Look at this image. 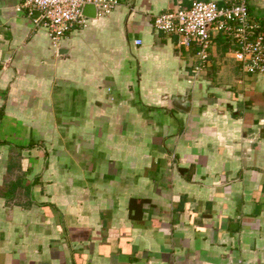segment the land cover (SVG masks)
Wrapping results in <instances>:
<instances>
[{"label": "crops", "instance_id": "obj_1", "mask_svg": "<svg viewBox=\"0 0 264 264\" xmlns=\"http://www.w3.org/2000/svg\"><path fill=\"white\" fill-rule=\"evenodd\" d=\"M118 1L55 51L0 0V264H264V74L214 33L191 77L153 19L193 0Z\"/></svg>", "mask_w": 264, "mask_h": 264}, {"label": "built area", "instance_id": "obj_2", "mask_svg": "<svg viewBox=\"0 0 264 264\" xmlns=\"http://www.w3.org/2000/svg\"><path fill=\"white\" fill-rule=\"evenodd\" d=\"M251 0H193L189 7H174L154 16L157 31L177 36V45L195 49L196 60L191 77L208 60L214 33L226 35L236 45L241 66L247 73L264 74V32L248 10ZM29 13L39 11L51 46L57 50L60 40L74 26H84L88 16L85 5H93L95 17L109 14L118 0H23ZM140 41L136 40L138 44ZM192 79V78H191ZM190 81V80H189Z\"/></svg>", "mask_w": 264, "mask_h": 264}, {"label": "water", "instance_id": "obj_3", "mask_svg": "<svg viewBox=\"0 0 264 264\" xmlns=\"http://www.w3.org/2000/svg\"><path fill=\"white\" fill-rule=\"evenodd\" d=\"M84 13L88 16V17H94L95 16V8L93 5H85L84 6ZM39 15V11L34 10L32 13V17L37 18Z\"/></svg>", "mask_w": 264, "mask_h": 264}]
</instances>
